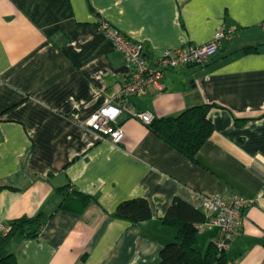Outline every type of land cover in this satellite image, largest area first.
Listing matches in <instances>:
<instances>
[{
	"label": "crops",
	"instance_id": "obj_1",
	"mask_svg": "<svg viewBox=\"0 0 264 264\" xmlns=\"http://www.w3.org/2000/svg\"><path fill=\"white\" fill-rule=\"evenodd\" d=\"M102 19L141 42L149 61L234 29L205 64L169 69L161 92L131 98L156 118L216 105L197 162L127 114L117 120L122 143L85 125L117 104L129 71L99 30ZM0 186L1 226L45 219L36 237H10L13 264H158L175 233L161 221L172 201L206 220L202 200L214 194L252 200L226 252L232 264H264V0H0ZM76 194L92 197L83 211ZM132 198L148 201L150 220L113 215ZM216 236L200 229L197 249Z\"/></svg>",
	"mask_w": 264,
	"mask_h": 264
},
{
	"label": "built area",
	"instance_id": "obj_2",
	"mask_svg": "<svg viewBox=\"0 0 264 264\" xmlns=\"http://www.w3.org/2000/svg\"><path fill=\"white\" fill-rule=\"evenodd\" d=\"M99 30L110 40L114 50L122 53L129 64V71L121 85L117 96V104H105L85 121V125L102 136L108 137L114 143H122L125 133L117 120L121 114L137 118L144 124H149L154 115L150 112L136 111L131 98L145 95L150 90L161 92L164 89L163 78L169 69H177L190 64H205L210 57L215 56L223 40L231 39L233 28H220L214 37L205 44H185L165 48L153 61H149L141 42L127 36L117 26L102 19L98 24ZM252 200L235 194L223 198L214 194L205 196L202 208L206 220L200 223L203 227L216 228L215 244L219 249L227 251L244 218V211ZM7 228L0 226V232L6 234ZM228 264H232L231 261Z\"/></svg>",
	"mask_w": 264,
	"mask_h": 264
},
{
	"label": "trees",
	"instance_id": "obj_3",
	"mask_svg": "<svg viewBox=\"0 0 264 264\" xmlns=\"http://www.w3.org/2000/svg\"><path fill=\"white\" fill-rule=\"evenodd\" d=\"M258 46H247L244 53H254ZM216 105L204 103L191 106L175 116L156 118L147 124L148 128L163 141L197 162L196 154L213 132V120L210 111ZM5 186H0V189ZM74 195V194H73ZM68 195L60 204L66 208V201L72 200ZM75 199L81 203L83 211L92 200L91 196L76 194ZM115 217L128 220L132 224L151 219L149 203L144 198H132L120 202L113 214ZM162 224L174 228L171 241L165 243L159 252L158 264H228L230 258L226 251L219 249L215 242L207 245L204 251L197 249L199 224L205 221L202 210L193 207L180 198H175L161 219ZM45 223L42 213L13 220L6 234L0 233V264L15 263L12 253H5L10 237L20 231L30 237H36Z\"/></svg>",
	"mask_w": 264,
	"mask_h": 264
},
{
	"label": "rangeland",
	"instance_id": "obj_4",
	"mask_svg": "<svg viewBox=\"0 0 264 264\" xmlns=\"http://www.w3.org/2000/svg\"><path fill=\"white\" fill-rule=\"evenodd\" d=\"M146 125H147V124H146ZM0 226H1V225H0ZM2 228H7V227L2 226ZM7 229H9V227H8Z\"/></svg>",
	"mask_w": 264,
	"mask_h": 264
}]
</instances>
